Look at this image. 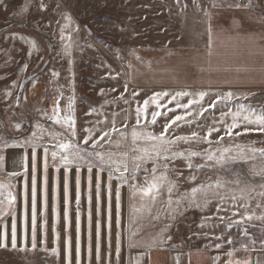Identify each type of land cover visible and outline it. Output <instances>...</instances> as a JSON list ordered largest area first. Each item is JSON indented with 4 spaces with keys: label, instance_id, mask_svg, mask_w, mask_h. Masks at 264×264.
<instances>
[{
    "label": "rangeland",
    "instance_id": "1",
    "mask_svg": "<svg viewBox=\"0 0 264 264\" xmlns=\"http://www.w3.org/2000/svg\"><path fill=\"white\" fill-rule=\"evenodd\" d=\"M182 2L187 3L188 8L178 14L179 6L173 0H0V31L11 28L0 37V136H4L9 143H23L31 138V131L36 130V121H40L46 129L44 139L40 143L49 147L48 162L53 166L51 151L56 150L55 145L59 141L71 137L67 131L47 120L37 110L44 109L51 114L58 95L57 88L63 92L64 97L60 100L61 115L64 114L63 109L67 106V98L75 95L77 136L84 147H90L91 144L90 142L89 145H83V138L86 135L84 129L93 127V122L101 121L97 127L106 130L111 124L103 123L105 117L111 121L112 114L118 112L120 115L116 117L117 127H122L125 115L122 109H130L132 116L127 121V130H130L135 124L136 101L142 104L155 92L165 90L174 92L184 89L185 86H191L190 90L193 92L208 90L209 79L212 82L211 90L221 92L231 90L237 94H248V99L238 102L250 105L258 111L264 110V55H261L260 49L253 43L255 38L264 36V0H200L203 11L196 8L193 0H182ZM213 2L216 6H213ZM204 11L210 12V21ZM65 14L71 16L73 23L62 33ZM209 23L213 31V39L216 41L213 65L220 69L214 71L211 76L206 71L203 73L199 71L201 67L207 68ZM77 26L79 31H76ZM68 37H71V41ZM29 41H35L37 47L34 49ZM47 41L51 45L50 48ZM70 42L71 56H68L65 54V45ZM133 52L145 63L137 60ZM129 61L133 65L131 69L127 66ZM149 61L150 66L146 63ZM25 64L28 65L26 70L23 68ZM225 68L230 71H225ZM237 68L241 70L237 72ZM54 71L59 73L58 77L52 76ZM110 72L113 75L115 72H120L121 76L118 80H113L109 77ZM129 73L132 75V80L125 98H129L132 91H139L136 100L130 105L122 101L115 104L106 103L113 101L124 91L123 84L128 80ZM36 74H39L38 79H34L25 87L17 110V98L22 83ZM201 80L204 83H201ZM113 88L117 90L111 92ZM101 89H104L106 95L100 94ZM6 91H11V96L6 95ZM209 99L205 98V105ZM167 100V97L164 98L161 104H165ZM186 100L187 98L181 102ZM92 108H97L100 115H86ZM154 108L155 106L152 105L149 112ZM167 108H173L175 111L168 112ZM167 108L160 109L161 116L157 118V125L154 126L157 133L162 130V124L167 123L176 114H183L184 111L176 109L175 102L168 104ZM193 111L195 114L199 109L194 108ZM213 111L215 110H210ZM215 115L219 117L220 112L216 111ZM197 120L203 122L204 127L185 125L176 129V134L187 135L196 130L202 136L206 135L211 120L205 121L203 117H198ZM16 123H22L20 130L14 128ZM49 133H62V135L53 139ZM100 134L97 131L94 138H98ZM221 134L222 132L214 133L212 139L215 140ZM21 137L23 139L16 140ZM116 138L118 137H113ZM141 143L143 145V142ZM230 144L264 148V133L249 132L235 139L225 137L221 145L213 144L211 147H224ZM130 146L129 136L128 142L123 147L112 148V151L117 153L129 152V168L132 167L133 155ZM208 147L209 145L205 143H180L178 149L174 150L202 151ZM15 150L17 148H5L0 151V155L7 152L10 155L19 154ZM29 151L32 149L28 148L27 153ZM42 151V148L38 149L37 154ZM193 163L200 164L203 160L196 157ZM152 166L149 162L143 167L150 169ZM169 167L168 177L171 180H177L176 172L182 171L178 180L179 188L174 192L173 199L185 192L191 193L193 187L214 182L218 178L234 180V172L239 173L242 183L253 185L264 183V176L254 175V169L259 171L264 168V157L259 154L255 159L230 164L228 168L231 171L210 167L188 169L183 159H177ZM2 168L0 167V175ZM163 171L164 169L160 168L157 175ZM193 172L196 180L187 179ZM136 175L137 180H130L129 183L143 186L146 179L148 181L152 179L151 175L143 170ZM18 180L16 176L7 179V182ZM105 186V183L101 184L100 200L107 203ZM117 189L120 195L119 211L122 217L125 246L130 228L139 233L136 236L137 240L148 241L160 233L166 224L172 225L166 232V235L171 236V240L166 245L157 246L150 251L144 248L131 251L130 255L133 259L139 253L149 251L142 264H213V258L217 255L221 256L219 264H226L229 259H235V256L248 259L250 252L256 254L251 255L255 263L264 264V249L259 243L264 239V232L261 231L264 229V222L253 221L255 227L249 228L251 237L257 241L255 245L250 244L248 238L240 237L236 229H232L228 235L233 237V245L225 244L221 249H215L212 246L219 241L212 238V234H219L223 226L215 229L208 226L200 227L205 216L212 217L206 222L207 224L218 223L213 215L215 202L207 211L192 209L173 221L164 216L166 205L162 201L167 198L165 191L160 202L153 208L152 216L144 214L138 218L132 216L130 206L138 204L139 197L132 199L129 185L120 187L119 182L114 179L112 219L117 218ZM197 198L199 199V194ZM73 211H76L75 207ZM106 212L107 208L100 209L99 217L103 216L105 218L102 219H106ZM157 214L160 215V220L154 219ZM220 214L226 215L223 212ZM115 227L113 225L112 228ZM205 232L209 233V237L204 236ZM228 235L224 237L225 240ZM104 243L101 248L103 255L100 264H104L103 257L107 248L104 250ZM243 245H248L247 249ZM233 249H235L234 257H228L226 253ZM125 250L121 252L120 264H128L129 253ZM112 253V264H117L115 251ZM0 264L53 263L51 258L22 256L17 252L0 248ZM92 264H96V261Z\"/></svg>",
    "mask_w": 264,
    "mask_h": 264
},
{
    "label": "snow or ice",
    "instance_id": "2",
    "mask_svg": "<svg viewBox=\"0 0 264 264\" xmlns=\"http://www.w3.org/2000/svg\"><path fill=\"white\" fill-rule=\"evenodd\" d=\"M173 2L179 6V12L183 13L187 10L188 4L182 2V0H173ZM193 4L198 10L203 11L200 7V0H193ZM43 7V5H41ZM213 6H216L213 2ZM169 11H171L169 9ZM205 16L211 20V14L208 11H204ZM65 24L61 29V32L70 27L73 23L70 15L65 14ZM76 31H79L77 26ZM208 51L206 53L207 68L201 67L200 72H208L209 76L214 71H219V67H214L213 56L216 41L213 39V31L211 24L208 27ZM64 37L62 36V39ZM21 39H24L21 37ZM71 41V37H68ZM32 47H37L35 41H29ZM256 47L260 49L261 55H264V36H259L253 40ZM71 42L65 45V54L71 56ZM91 47V45H89ZM31 55V53H29ZM137 60L145 63L142 58L133 52ZM123 59V57H120ZM151 64V62H146ZM128 68H133V65L129 61ZM28 67L27 64L23 66L24 70ZM110 67V66H109ZM225 71L230 69L225 68ZM241 69L237 68L239 72ZM247 70V69H245ZM74 75V74H73ZM53 77H58L59 73L53 72ZM121 76L120 72H115L113 75L109 73V77L113 80H118ZM129 78L123 84L124 91L120 95L114 98L113 101L106 103H117L122 101L124 104H131L136 100L139 95V91H132L129 98H125V94L129 91V83L132 80L131 73L128 74ZM38 79V77L34 78ZM204 83L203 80L200 81ZM211 80H208L209 89L191 91V86H185L184 89L178 91H161L155 92L153 95L145 99L141 104L136 101L135 124L130 130L128 129L127 121L132 116L130 109H122L125 113L124 123L122 127H117L116 117L120 115L118 112L112 114V119L109 121L105 117L103 123L111 124V127L101 129L97 127L101 121L93 122V127L85 128L86 133L83 138V145H89L90 147H84L79 142L76 130V117H75V95L67 98L68 103L64 114L61 115L62 109L60 107V100L63 99V92L59 88L56 89L58 93L54 106L51 109V114L44 109H38L40 113L47 120L52 121L54 124L59 125L65 131L68 132L71 139L59 141L55 148L51 151V158L54 161L53 168L55 172L53 197H54V212H53V234H54V247L50 249L52 257L59 258L61 255L60 239L61 233L59 231V225L61 222L60 213V180L59 174L61 169L64 170V262L65 264H92L95 257L96 264H100L101 256V224L99 221L100 216V192L101 181L105 172L107 173V219L105 222L106 227V244L105 255L103 257L104 264H112V181L115 179L119 182L120 187L128 184L130 188V196L132 199L139 197V203L131 205V214L135 217H142L144 214L152 216L153 208L160 202V198L163 194L167 193L166 200L162 202L166 205V211L164 216L169 220H175L178 216L183 215L184 212L197 209L207 211L210 205L215 202L214 216L218 223L207 224L212 217H203V222L200 227L204 228L208 226L212 229L223 226L219 234H212V238L219 241L214 246L215 249H221L225 244L233 245L234 239L228 233L232 229H236L239 232L240 237L248 238L249 243L255 245L257 243L254 237H251L249 233L250 227H255L252 224L253 221L264 222V183L259 185H253L250 183H242L238 172H234V180H226L224 178H218L214 182L207 184H201L198 187H193L191 193L185 192L178 198L173 199L174 192L178 191L179 177L182 175V171H177V180H171L168 177V171L170 170V164L177 159H183L186 162L188 169H203L205 167L219 168L231 171L228 168L230 164H234L238 161H247L249 159H255L257 154L264 157V148L250 147L244 144H230L224 147H211L213 144L221 145L225 137L229 139H235L241 135L249 132L264 133V110H257L252 108L243 102L249 98L248 94H237L231 90L226 92L211 90ZM74 84V82H73ZM117 89L113 88L110 91L115 92ZM74 92V87H73ZM11 96V91L5 93ZM101 95H106L104 89H101ZM168 98L165 104H161L164 98ZM210 98L209 102L205 105V98ZM187 98L186 102H181ZM26 99V98H25ZM175 102L176 109H183V114H176L174 118H170L167 123L161 125L162 130L156 132L154 126L157 125V118L161 116L160 109L167 108L168 104ZM155 108L149 112L151 106ZM198 108L199 111L194 114L193 109ZM226 109V110H225ZM210 110H215L210 112ZM168 112H174L175 109L167 108ZM220 112V116L217 117L215 112ZM208 114L207 116L205 114ZM100 115L97 108H92L86 115ZM193 117V119H188ZM203 117L205 121L211 120V124L207 126L206 135H201L199 131L193 130L187 135H177L176 129L182 126H195L204 127L203 122H198L197 118ZM230 121V122H229ZM175 126V128H173ZM16 130L22 128V123H16L14 125ZM35 131H31V138L26 139L23 143H9L4 136H0V151L5 148H24L25 153L23 156L24 167V217L21 225L20 240L22 247L18 246V234L17 225L12 223L11 231L5 226L3 232H0V248L7 249L9 245L13 251L27 252L31 250L35 252L37 249V150L43 149L40 154L41 161V223H40V237L44 246L45 253L49 252L47 247V234L49 231L48 222V170H49V147L40 143L44 139L46 129L42 126L40 121H36ZM172 130L171 132L169 130ZM236 129H243L242 131H234ZM100 132L98 138H94L96 132ZM215 140L212 139L214 133H221ZM53 139H57L62 133H49ZM114 136L118 138L113 139ZM131 137L130 151L133 153L131 156L132 167L129 168V152H114L112 148L119 149L123 147ZM104 142V143H101ZM143 142V145L142 143ZM180 143H205L209 147L202 151H195L192 149L186 150H174L178 149ZM32 149V177H31V215L29 219L27 206H28V153L27 149ZM119 157V159L117 158ZM196 157H200L203 163L194 164L193 160ZM4 156L0 155V167L3 166ZM58 161V163H56ZM151 162L153 165L150 169L143 167ZM73 168L76 170L75 179V204H76V221H75V250L73 249L72 238V215H71V191L69 187V179L72 174ZM163 168L164 171L157 175L158 170ZM96 169V198H97V225H96V243L95 251L93 248V222H92V198H93V170ZM86 170L87 176V233L86 241H82V229L80 221V203H81V191H80V176L81 172ZM143 170L145 173L151 175V181L145 180L143 186L136 183H129V181L137 180V173ZM174 170V169H173ZM19 173L13 172L11 177H16ZM254 175L264 176V168L259 171H255ZM190 180H196L195 172L190 174L187 178ZM14 187L11 183L4 185L0 184V197H4V190L7 189V196L0 199V216L6 214L7 210H14L16 203V196L11 190ZM199 194V199L197 198ZM120 195L119 189H117V245L115 250V258L117 264H120L121 252L125 249V239L122 228V217L120 216ZM226 215H221L220 213ZM160 215L157 214L154 219L160 220ZM131 222V221H130ZM171 224H166L160 233L151 237L150 240H137L136 236L139 234L133 229H129V235L127 237L126 248L129 253L128 264H142L143 259L149 255L151 249L157 246H164L170 240L171 236L166 235V232L171 228ZM264 232V229H261ZM228 238L225 240V236ZM204 236L209 237V233L205 232ZM30 240V248H29ZM261 248L264 249V239L259 241ZM247 249L248 245H243ZM144 248L149 251L139 253L134 259L132 258L131 251L133 249ZM255 250V248H253ZM75 251V255H74ZM228 257H234L235 249L226 253ZM177 257V262H178ZM221 256L217 255L213 258V264H219ZM226 264H251V260H236L229 259Z\"/></svg>",
    "mask_w": 264,
    "mask_h": 264
},
{
    "label": "crops",
    "instance_id": "3",
    "mask_svg": "<svg viewBox=\"0 0 264 264\" xmlns=\"http://www.w3.org/2000/svg\"><path fill=\"white\" fill-rule=\"evenodd\" d=\"M23 139L18 138L16 140ZM12 151V150H10ZM19 154L10 155L9 152L5 153L4 161H3V168H2V174L0 175V184L7 185L9 182H7V179L9 178H15L11 177L10 174L13 172L19 173L18 175L19 180L14 181L11 184L14 185V187L11 189L16 196V203L14 205V210H7L6 214L0 216V232H3L5 226H7L10 236L11 231V225L12 223H16L17 225V234H18V246L22 247L21 240H20V233H21V225L23 222L24 217V197H23V191H24V161L23 156L25 153L24 148H17ZM32 151L28 152V206L27 211L30 219L31 215V177H32ZM40 154H37V172H36V181H37V249L35 252H32L31 250L27 252L22 251H14L19 253L22 256L30 255V256H36L40 258H51V262L53 264H65L64 262V170L61 169V172L59 174V180H60V213H61V222L59 225V231L61 233V239H60V250L61 255L59 258L52 257L50 254V249L54 247V234H53V212H54V197H53V187H54V179H55V172L54 168L51 164H49V170H48V222H49V231L47 234V247L49 249L48 253H45L44 246L40 237V217H41V198H40V189H41V161H40ZM49 163V162H48ZM107 174H104L102 177L101 184L107 183ZM75 179H76V170L73 168L72 174L69 179V187L71 191V197H72V203H71V215H72V238H73V249L75 250V240H76V233H75V221H76V211H73V208H76L75 204ZM96 169L93 170V198H92V222H93V248L95 251V243H96V225H97V198H96ZM104 186V185H103ZM80 191H81V203H80V221H81V229H82V241H86V233H87V212H88V204H87V176H86V170L81 172L80 176ZM7 196V189L4 190V197ZM4 197H0V199H3ZM101 197V196H100ZM107 208L106 201L101 202L100 200V209ZM107 213V212H106ZM101 216L99 217V221L101 224V248H103L104 243V250L107 247L106 244V227L105 222L106 219ZM116 219H112L113 225L116 226L114 229L112 228V251L114 252L116 250L117 245V231L118 226L116 224ZM103 226V228H102ZM105 228V229H104ZM29 248H30V240H29ZM4 249V248H3ZM126 249V246H125ZM124 249V250H125ZM8 251L11 250V247L9 245V248L4 249ZM127 251V250H125ZM123 252V251H122ZM253 253V252H252ZM250 252L248 259L251 260V264H257L255 263V260L252 259L251 255H256L255 253L252 254ZM127 254V253H126ZM75 255V251H74ZM101 255H103V252L101 251ZM124 256V253H123ZM53 258V259H52ZM236 260H248L243 259L241 257H236ZM93 261L95 260V257L93 258ZM93 263V262H92ZM73 264H75V259L73 260ZM263 264V263H258Z\"/></svg>",
    "mask_w": 264,
    "mask_h": 264
},
{
    "label": "water",
    "instance_id": "4",
    "mask_svg": "<svg viewBox=\"0 0 264 264\" xmlns=\"http://www.w3.org/2000/svg\"><path fill=\"white\" fill-rule=\"evenodd\" d=\"M19 27H21V26H19ZM8 30H9V28H6V29H3L2 31H0V37L3 36L4 34H6V33L8 32ZM47 44H48V46H49V48H50L51 45H50V43H49L48 41H47ZM38 76H39V74L33 75V76L29 77L28 79L24 80V82L22 83L21 88H20V91H19V93H18V98H17V108H16L17 110H18V108H19V106H20V104H21V99H22V95H23V91H24L25 87H26L31 81H33L34 78H36V77H38ZM1 123H2V121H1Z\"/></svg>",
    "mask_w": 264,
    "mask_h": 264
},
{
    "label": "flooded vegetation",
    "instance_id": "5",
    "mask_svg": "<svg viewBox=\"0 0 264 264\" xmlns=\"http://www.w3.org/2000/svg\"><path fill=\"white\" fill-rule=\"evenodd\" d=\"M11 30V28H9L8 32ZM5 35V34H4Z\"/></svg>",
    "mask_w": 264,
    "mask_h": 264
}]
</instances>
